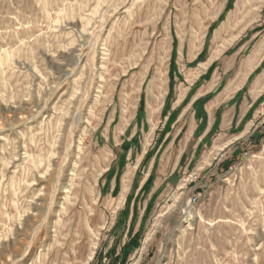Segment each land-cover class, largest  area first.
<instances>
[{
	"label": "rangeland",
	"instance_id": "374dc122",
	"mask_svg": "<svg viewBox=\"0 0 264 264\" xmlns=\"http://www.w3.org/2000/svg\"><path fill=\"white\" fill-rule=\"evenodd\" d=\"M0 264H264V0H0Z\"/></svg>",
	"mask_w": 264,
	"mask_h": 264
},
{
	"label": "built area",
	"instance_id": "2783aa9c",
	"mask_svg": "<svg viewBox=\"0 0 264 264\" xmlns=\"http://www.w3.org/2000/svg\"><path fill=\"white\" fill-rule=\"evenodd\" d=\"M193 197H195V196H193ZM189 202H191V198L188 200V205H189Z\"/></svg>",
	"mask_w": 264,
	"mask_h": 264
}]
</instances>
